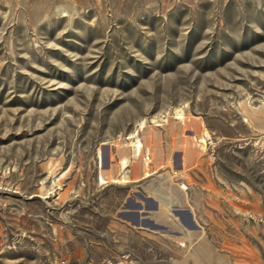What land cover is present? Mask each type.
I'll return each instance as SVG.
<instances>
[{"label": "rangeland", "instance_id": "rangeland-1", "mask_svg": "<svg viewBox=\"0 0 264 264\" xmlns=\"http://www.w3.org/2000/svg\"><path fill=\"white\" fill-rule=\"evenodd\" d=\"M0 264H264V0H0Z\"/></svg>", "mask_w": 264, "mask_h": 264}, {"label": "water", "instance_id": "water-1", "mask_svg": "<svg viewBox=\"0 0 264 264\" xmlns=\"http://www.w3.org/2000/svg\"><path fill=\"white\" fill-rule=\"evenodd\" d=\"M163 180L165 188H171L173 192L179 195V202L177 208L171 205V212L179 224L175 223L170 216H168L160 207L159 200L165 201L168 207V201L165 196H144L140 192L135 191L143 201L144 205L136 201L133 197H128L119 212V216L128 219L133 225L138 227H148L153 231H162L167 233H174L179 235L182 233L184 227L193 228L196 227L193 213L188 206L184 204L182 193L174 186L170 184L164 177ZM132 208V209H131ZM180 215L185 216V221L180 218ZM188 221V223L186 222ZM185 222V223H184Z\"/></svg>", "mask_w": 264, "mask_h": 264}, {"label": "bare ground", "instance_id": "bare-ground-1", "mask_svg": "<svg viewBox=\"0 0 264 264\" xmlns=\"http://www.w3.org/2000/svg\"><path fill=\"white\" fill-rule=\"evenodd\" d=\"M125 167H126V160H122L121 161V170H124Z\"/></svg>", "mask_w": 264, "mask_h": 264}, {"label": "crops", "instance_id": "crops-1", "mask_svg": "<svg viewBox=\"0 0 264 264\" xmlns=\"http://www.w3.org/2000/svg\"><path fill=\"white\" fill-rule=\"evenodd\" d=\"M178 205V203H177ZM180 218L182 219V221L184 220L185 221V216L183 215H180ZM174 219H175V216H174ZM176 220V223L179 224V220L175 219ZM185 223V222H184ZM184 232V231H183Z\"/></svg>", "mask_w": 264, "mask_h": 264}]
</instances>
